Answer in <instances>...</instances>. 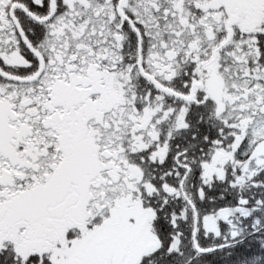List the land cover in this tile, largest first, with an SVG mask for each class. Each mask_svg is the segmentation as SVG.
<instances>
[{
  "label": "snow or ice",
  "instance_id": "1",
  "mask_svg": "<svg viewBox=\"0 0 264 264\" xmlns=\"http://www.w3.org/2000/svg\"><path fill=\"white\" fill-rule=\"evenodd\" d=\"M0 264H264V0H0Z\"/></svg>",
  "mask_w": 264,
  "mask_h": 264
}]
</instances>
